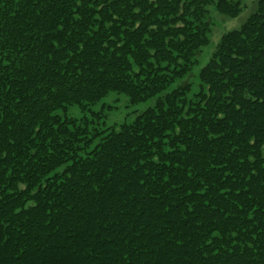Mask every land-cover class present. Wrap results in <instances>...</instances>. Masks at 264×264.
Segmentation results:
<instances>
[{"label": "trees", "instance_id": "1", "mask_svg": "<svg viewBox=\"0 0 264 264\" xmlns=\"http://www.w3.org/2000/svg\"><path fill=\"white\" fill-rule=\"evenodd\" d=\"M242 1L0 0V264H264V0L183 82Z\"/></svg>", "mask_w": 264, "mask_h": 264}, {"label": "rangeland", "instance_id": "2", "mask_svg": "<svg viewBox=\"0 0 264 264\" xmlns=\"http://www.w3.org/2000/svg\"><path fill=\"white\" fill-rule=\"evenodd\" d=\"M259 0H243L242 1V12L236 18H229L220 14L215 7H209L210 11V21L212 23L211 33L209 35V43L207 46L202 48L198 56V64L195 66L191 74L186 77L183 82L187 81L192 84L193 92H196L199 89L200 80L199 73L203 67L207 65L211 59L212 54L216 50L217 45L219 44L223 35L228 33L231 30L239 29L249 18V16L255 11L257 2ZM181 82V81H180ZM180 82H177L172 86L175 88L179 85ZM155 99L149 100L147 102L139 103L136 105H131L129 98L124 94L110 93L98 106L93 107L92 109L96 112L101 111L102 107H112V110L105 111V122L106 127L119 126L125 121H133L135 116L139 113L145 111L149 107L154 106ZM71 114L76 117H80L81 111L78 108H73ZM104 128V126H102Z\"/></svg>", "mask_w": 264, "mask_h": 264}]
</instances>
